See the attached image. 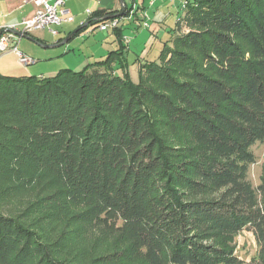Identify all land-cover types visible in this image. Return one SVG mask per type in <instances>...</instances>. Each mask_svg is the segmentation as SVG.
Returning <instances> with one entry per match:
<instances>
[{
	"label": "trees",
	"instance_id": "obj_1",
	"mask_svg": "<svg viewBox=\"0 0 264 264\" xmlns=\"http://www.w3.org/2000/svg\"><path fill=\"white\" fill-rule=\"evenodd\" d=\"M182 23L137 82L122 45L0 75V264H264V0H188Z\"/></svg>",
	"mask_w": 264,
	"mask_h": 264
},
{
	"label": "crops",
	"instance_id": "obj_2",
	"mask_svg": "<svg viewBox=\"0 0 264 264\" xmlns=\"http://www.w3.org/2000/svg\"><path fill=\"white\" fill-rule=\"evenodd\" d=\"M167 3L174 2L171 0H63V8L73 17L72 22L51 26L50 29L56 31L55 35L47 28L35 30L25 38L21 37L17 42V48L24 55L34 57L35 62L39 64L35 77H51L63 69L70 70L101 61L119 45L126 46L127 49L131 39L125 36V25L137 30L145 20L152 22V18L157 16L166 18ZM34 12L35 7L29 0H0V28L15 26L19 29L21 22L30 20ZM117 14L120 16L115 17L118 20L116 30L108 28L99 31L96 28L97 25L110 20H103L105 17ZM180 19L176 20V26ZM91 20L96 23L89 24ZM68 36H71L70 39L62 44ZM170 40L171 37L168 41ZM44 50L51 51L43 52ZM75 52L79 54L72 57L71 54ZM18 65L20 64L14 53L0 54V75L13 74Z\"/></svg>",
	"mask_w": 264,
	"mask_h": 264
},
{
	"label": "rangeland",
	"instance_id": "obj_3",
	"mask_svg": "<svg viewBox=\"0 0 264 264\" xmlns=\"http://www.w3.org/2000/svg\"><path fill=\"white\" fill-rule=\"evenodd\" d=\"M166 6L168 14L166 15V18H164V16L162 17L163 20L160 16H157V18H152V22L149 20H145L140 29L137 30H135V28L126 27L127 25H125V36L131 39L128 43L129 48H125L127 57L126 59L128 63L127 71L133 82H137V71L140 64L157 61L164 43L167 42L170 37L172 38V36L176 33L183 34L187 31V28L183 23L177 26L175 23L177 19L182 18L184 16V11L181 5L178 2H174L167 3ZM144 23L147 24V26H144ZM172 30H175L176 32H171ZM159 31L161 32V34ZM159 34L161 35V37L159 36ZM132 39L135 40L132 41ZM23 41L25 40L23 39ZM50 51L51 50H44L43 52ZM78 54L79 53L75 52V54L72 53L71 55L72 57H76ZM33 58L34 57L30 59L34 61V64L32 63L27 66L18 65L15 72L7 76H35L37 68L40 66L37 62H35V58ZM84 67L85 66L78 68H70V70L77 72L81 71ZM251 150L254 155L255 162L249 167L248 178L252 187H257L260 182L262 172L264 170V142L255 144ZM6 206L7 205H2L0 203V211L5 212L6 210H9L8 207H11V204H8V207ZM232 245L234 247V255H236V257L244 263H248L252 258H255L257 255V245L253 234L250 231L244 230L240 232L235 237Z\"/></svg>",
	"mask_w": 264,
	"mask_h": 264
},
{
	"label": "built area",
	"instance_id": "obj_4",
	"mask_svg": "<svg viewBox=\"0 0 264 264\" xmlns=\"http://www.w3.org/2000/svg\"><path fill=\"white\" fill-rule=\"evenodd\" d=\"M35 7L34 16L30 20H23L20 28L15 26L0 28V54L12 52L16 55L20 65L27 66L34 63L30 58L22 54L17 48V42L21 38L15 34L28 35L35 30L49 29L55 35L56 31L51 30V26H58L65 22H72L73 17L63 8V0H29ZM178 2L184 10L188 0H171ZM118 20L110 19L105 23L96 26L99 31H105L108 28H116ZM147 26V24H144Z\"/></svg>",
	"mask_w": 264,
	"mask_h": 264
},
{
	"label": "water",
	"instance_id": "obj_5",
	"mask_svg": "<svg viewBox=\"0 0 264 264\" xmlns=\"http://www.w3.org/2000/svg\"><path fill=\"white\" fill-rule=\"evenodd\" d=\"M118 16H120V14H117V15H115V16L105 17L103 20H106V19H112V18H115V17H118ZM15 34L18 35V36L24 37V38L27 37L26 35H21L19 32H15ZM70 37H71V36H68V37L63 41L62 44H64L68 39H70Z\"/></svg>",
	"mask_w": 264,
	"mask_h": 264
}]
</instances>
